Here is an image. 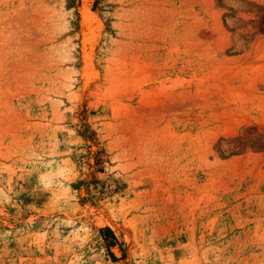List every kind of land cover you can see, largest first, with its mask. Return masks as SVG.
<instances>
[{
	"label": "rangeland",
	"instance_id": "1",
	"mask_svg": "<svg viewBox=\"0 0 264 264\" xmlns=\"http://www.w3.org/2000/svg\"><path fill=\"white\" fill-rule=\"evenodd\" d=\"M83 9L0 0V264H264V0Z\"/></svg>",
	"mask_w": 264,
	"mask_h": 264
},
{
	"label": "bare ground",
	"instance_id": "2",
	"mask_svg": "<svg viewBox=\"0 0 264 264\" xmlns=\"http://www.w3.org/2000/svg\"><path fill=\"white\" fill-rule=\"evenodd\" d=\"M89 1H90V0H84V9H83V13H85L86 16L92 15V13H91L90 11H88V9H86V7H88ZM85 9H86V10H85ZM89 12H90L91 14H89ZM85 14H84V15H85ZM85 38H86V42H88V43L92 42V41L95 39L94 31L89 32V33L86 35ZM83 42H84V41H83ZM88 74L93 75L92 72H89Z\"/></svg>",
	"mask_w": 264,
	"mask_h": 264
},
{
	"label": "trees",
	"instance_id": "3",
	"mask_svg": "<svg viewBox=\"0 0 264 264\" xmlns=\"http://www.w3.org/2000/svg\"><path fill=\"white\" fill-rule=\"evenodd\" d=\"M101 230H103V232L105 234L104 236H106L107 234L113 235V233L109 227H103Z\"/></svg>",
	"mask_w": 264,
	"mask_h": 264
}]
</instances>
